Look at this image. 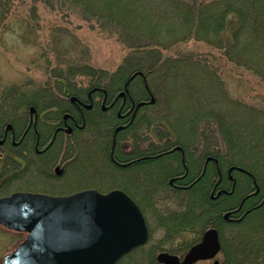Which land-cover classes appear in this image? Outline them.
I'll list each match as a JSON object with an SVG mask.
<instances>
[{
    "label": "flooded vegetation",
    "instance_id": "flooded-vegetation-1",
    "mask_svg": "<svg viewBox=\"0 0 264 264\" xmlns=\"http://www.w3.org/2000/svg\"><path fill=\"white\" fill-rule=\"evenodd\" d=\"M76 77H55L36 97L21 91L0 99V200L102 193L105 182H112L144 217L148 239L140 248L153 228L162 229L165 235L153 249L181 261L214 229L218 251L193 264H264V171L258 165L253 173L221 153H203L200 133L176 132L163 117L153 121L162 132H138L141 124L153 125L150 116L158 110L152 109L150 76L140 71L119 86L106 84L103 76ZM168 198L179 209L161 210L159 203ZM9 234L23 237L12 250L27 235L0 221V242L6 244Z\"/></svg>",
    "mask_w": 264,
    "mask_h": 264
},
{
    "label": "rangeland",
    "instance_id": "rangeland-1",
    "mask_svg": "<svg viewBox=\"0 0 264 264\" xmlns=\"http://www.w3.org/2000/svg\"><path fill=\"white\" fill-rule=\"evenodd\" d=\"M137 43L138 39L132 32L88 21L81 12L68 4L59 6L43 4L37 0H17L5 23L0 27V99L2 93L11 87L21 89L29 97L39 96L45 86L55 84V77H70V80L76 75L84 77L79 69L86 65L111 73L125 60L131 51L130 46ZM162 55L168 58L189 57L197 67L204 64L203 71H207L215 84L203 81L198 70L188 69L187 73L190 75H179L177 81L183 78L189 80L194 84L193 91L176 85L177 92L174 88V93H170L167 80L161 75L164 73H155V76L148 79L156 99V106L152 109H158L150 116L152 122L163 117L170 128L179 131L176 117L199 112L203 99V106L211 103L231 124L247 133L261 135L264 131V121L258 120L257 112L264 113V81L257 74L234 65L227 60L221 49L199 40L178 43L163 50ZM72 67L77 68L78 72L68 75V69ZM193 97L198 98L193 101ZM235 104L238 106L234 107ZM253 112H256L255 115ZM201 121L197 129L200 133L198 146L201 151L210 149L232 160L231 152L216 128L215 121L202 118ZM146 126L139 125L137 131L163 130L157 122H153L148 128ZM235 143L234 159L249 163L247 152L237 150L240 149V142ZM113 188L116 187L112 182L106 181L100 191L105 193ZM177 204L173 198H168L161 201L159 206L164 212H169L179 209ZM240 233L241 231H238V234ZM163 235L165 230L153 228L146 246L136 247L121 257L116 264H148L151 254L155 256L158 253L154 252L152 245ZM184 237L190 235L185 234ZM22 238L9 234L5 238L6 244L0 242V261L2 255L11 251Z\"/></svg>",
    "mask_w": 264,
    "mask_h": 264
},
{
    "label": "trees",
    "instance_id": "trees-1",
    "mask_svg": "<svg viewBox=\"0 0 264 264\" xmlns=\"http://www.w3.org/2000/svg\"><path fill=\"white\" fill-rule=\"evenodd\" d=\"M15 1L17 0H0V27L10 15ZM37 1L59 6L68 4L81 12L88 21H95L100 26L130 31L137 37L138 43L130 46L131 51L115 71L108 73L87 65L80 67L79 71L92 79L103 76L104 82L110 86L121 85L124 78L134 71H140L150 77L161 71L164 73L161 74L162 77L167 80L170 93H174L176 85L193 91L194 84L189 80L183 78L177 81L179 75H190L187 73L188 69L198 70L203 81L215 84L207 71H203L204 64L197 67L189 57H163V50L192 39L221 49L229 62L254 72L264 81V0ZM76 70L77 68L73 67L68 69V75H72ZM13 93L18 95L22 92L21 89L11 87L2 93V97L11 98ZM197 98L193 97V101ZM204 102L202 99L199 112L176 117L179 131L174 130L182 134L197 132L201 118L211 119L215 121L216 128L231 152L232 162L253 173L257 169L256 165L260 171H264V131L261 135L247 133L228 122L224 114L211 103L207 102L209 105L203 106ZM257 118L264 121V113L257 112ZM235 141L240 142V149L237 150L247 152L249 163L234 159ZM149 259L148 264H158L153 253Z\"/></svg>",
    "mask_w": 264,
    "mask_h": 264
},
{
    "label": "water",
    "instance_id": "water-1",
    "mask_svg": "<svg viewBox=\"0 0 264 264\" xmlns=\"http://www.w3.org/2000/svg\"><path fill=\"white\" fill-rule=\"evenodd\" d=\"M0 221L27 232L3 264H116L148 239L140 209L118 189L63 197L14 194L0 200ZM218 249L216 231L210 229L181 261L167 252L155 259L159 264H193L213 258Z\"/></svg>",
    "mask_w": 264,
    "mask_h": 264
}]
</instances>
